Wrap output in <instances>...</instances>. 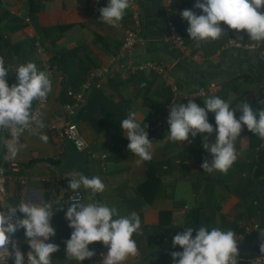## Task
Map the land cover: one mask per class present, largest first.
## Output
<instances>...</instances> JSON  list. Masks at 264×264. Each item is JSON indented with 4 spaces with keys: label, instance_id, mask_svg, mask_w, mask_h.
I'll return each instance as SVG.
<instances>
[{
    "label": "crops",
    "instance_id": "0c3cea01",
    "mask_svg": "<svg viewBox=\"0 0 264 264\" xmlns=\"http://www.w3.org/2000/svg\"><path fill=\"white\" fill-rule=\"evenodd\" d=\"M107 2L103 0L100 8ZM168 3L172 19L187 42V52L183 54L178 53L169 38L165 11ZM195 3L196 0H133L118 26L113 27L91 15L92 0H0V56L6 66H12V76L18 65L29 61L45 71L34 47V38L40 36L63 78L60 81L55 76L42 111L45 127L41 133L48 136L47 143L30 131L24 133L20 140L24 147L14 160L17 170H8L6 182L7 200L12 207L21 202L60 200L63 207L51 221L56 235L46 241L59 245V250L51 254L52 264H102L99 253L105 255L108 248L103 242H93L89 245L95 251L91 259L80 262L67 258L65 241L70 239L72 229L65 218L71 205L66 196L72 191L68 181L75 174L57 170L66 155L63 124L52 131L49 122L57 114L68 116L65 105L73 103L74 95L82 92L89 72L108 65L111 56L119 52L124 31L137 26L144 44L136 47L130 60L162 63L178 86L177 94L162 73L116 69L103 79L102 87L94 88L99 90L91 91L89 105L91 92L87 94L85 104L72 118L89 142V175L99 176L106 186L93 199L115 206L120 215L135 212L140 217V234L133 236L138 254L124 264H169L171 255L167 253L163 260L161 256L168 250H183L179 245L173 247L172 241L187 227H192L193 233L201 226L209 230L219 227L233 230L237 237H246L252 231L245 235L246 228L257 223L258 231L264 235V139L242 125L235 142L237 160L226 174L217 170L208 173L201 167L205 160H212L211 153L202 146L208 134L198 133L194 138L189 136V141L173 142L167 139L168 123L160 125L166 120L170 103L187 104L189 99L205 107L204 100L219 96L230 101L233 108L247 102L254 112L264 109V80L259 82L257 78L264 74L263 42L251 49L227 47L233 39L245 44L256 42L248 39L246 30L237 32L221 22L227 33L197 47L187 32L188 22L180 15L185 9L202 14ZM26 16L30 22H25ZM25 40L32 43L15 53L12 45ZM6 79L9 86L18 83L10 74ZM201 87H214L217 91L202 96L198 94ZM129 112H135L141 126L147 124L145 130L156 138L152 140L150 161L138 163L140 158L127 149L129 141L120 121ZM235 115L239 119L242 112L237 109ZM208 120L215 127L214 113H208ZM155 129L157 133L151 132ZM6 139L8 135L0 132V162ZM214 139L215 132L208 136L209 142ZM80 190L85 194L82 202H88L90 190L83 186ZM16 216L23 218L19 210ZM12 237L19 241L26 256L30 245L25 241L24 229H18ZM246 260L247 264H264V253L250 255ZM237 261L239 264L238 257Z\"/></svg>",
    "mask_w": 264,
    "mask_h": 264
},
{
    "label": "clouds",
    "instance_id": "9594fccd",
    "mask_svg": "<svg viewBox=\"0 0 264 264\" xmlns=\"http://www.w3.org/2000/svg\"><path fill=\"white\" fill-rule=\"evenodd\" d=\"M132 2L108 0L107 5L99 9L100 19L113 27L118 26L126 10L132 7ZM194 7L202 10V14L185 9L180 15L188 22L187 32L197 47L201 42L218 40L227 33L221 22L237 32L246 30L248 39L257 44L264 42V0H196ZM11 72L12 66H6L4 57L0 56V129H6L10 134L5 146L7 158L14 161L24 147L19 137L25 129L32 135H38L42 142L48 141V136L41 133L45 127L42 113L33 112L32 105L35 100L46 99L52 91V81L46 71L38 70L31 61L15 68L18 83L9 86L6 77ZM204 103L205 107L191 99L187 104L174 102L167 121V139L183 142L189 141V136L194 138L198 133H207L202 146L211 153L212 160H205L201 167L208 173L217 170L226 174L238 158L235 142L243 130L242 125L264 139V109L254 112L247 102H240L233 108L230 101L219 96H211ZM237 109L242 112L239 119L235 115ZM209 112L214 113L215 127L208 120ZM120 124L129 141L127 149L140 158L137 162L150 161L153 144L145 130L148 125L142 127L135 112H129ZM214 132L215 139L209 142L208 136ZM68 186L73 191L83 186L90 190L91 195L88 202L72 201L65 213L72 229L70 239L65 241L67 258L80 262L91 259L95 251L90 250L89 245L93 242H103L108 248L102 264H124L129 257L136 256L138 246L133 236L140 234L141 230L138 214L120 215L115 206L95 201L93 197L106 187L99 176L88 177L77 172L70 177ZM62 207L58 198L54 201L21 202L14 207L0 203V264H6L9 257L14 264H52L51 254L59 250V245L46 241L56 235L51 221L54 213ZM17 210L23 218L16 216ZM21 228L24 229L25 241L30 245L26 256L19 247V241L12 239ZM193 230L187 227L173 237V247L179 245L183 249L171 253L173 264H238L240 240L233 230L213 227L209 231L201 226L195 229L194 237ZM261 252H264V244H261Z\"/></svg>",
    "mask_w": 264,
    "mask_h": 264
},
{
    "label": "built area",
    "instance_id": "2783aa9c",
    "mask_svg": "<svg viewBox=\"0 0 264 264\" xmlns=\"http://www.w3.org/2000/svg\"><path fill=\"white\" fill-rule=\"evenodd\" d=\"M170 2V1H169ZM103 3V0H92V6H91V15L100 19V13L99 9L101 4ZM166 15L167 18V27L169 31V38L174 45L175 49L178 51V53H186L187 52V43L184 39L183 35L181 34L180 30L178 29L177 25L172 19V10L171 6L168 3L166 9ZM136 22H139L137 19V15L135 16ZM25 22H30V17L26 16L24 17ZM104 22V21H103ZM229 44L227 47L231 46H237L242 48H257L260 46V43H242L240 41H237L235 39L230 40L228 42ZM144 44V40L142 37V34L140 32L139 26L137 28L132 29H126L124 31V36L122 39V43L119 49V52L113 56H111L108 65H102L98 68H95L89 72V76L86 79V81L83 83L82 92L74 95V102L68 103L65 105V110L67 112V117H64L62 114H57L52 120L49 122V127L52 131L57 130L60 126V124H63L62 129V137H68L73 141L76 148L80 151L86 152L89 148V142L85 139L83 136L81 129L79 125L73 121V117H75L79 111L81 110V107L83 104H85L86 96L89 94L94 88H100L102 87V82L105 77L112 74L116 69H128L131 71H147V70H153L159 73L164 74L168 77L170 80L172 89L175 94H177L178 86L172 77L170 73H168L166 67L162 63L154 62V61H142V62H135L133 60H130L129 56L135 51L136 47L139 45ZM34 47L37 55L39 56L41 64L44 66V70L49 74L50 79L52 81V85L54 83V78L56 75H60V69L59 66L54 63L52 59V53L47 45L46 42L42 41L41 37H35L34 38ZM59 80L62 81V76H59ZM217 91V88L214 87H201L198 89V94L202 96H208L212 95ZM50 94V93H49ZM49 94L47 95L46 99L43 101L36 100V103L33 107V112L36 113H42L43 107L45 103L48 101ZM174 102L170 103L167 109V117L164 122H161V124L168 121L170 108ZM27 129H25L22 133V136L24 133H26ZM0 132H3L8 135V139H10V134L8 133V130L6 129H0ZM21 137H19V142L21 140ZM150 140H155V136L150 135L148 133ZM8 157V151L7 148L5 149L3 160L0 164V203L6 204L9 207L11 206V203L7 200L8 199V192L6 187L7 177H8V170H17V164L7 158ZM106 157V156H104ZM24 182V181H22ZM85 194L82 190L78 189L75 191H69L66 196V202L68 204H71L72 201H75L77 199H80L81 202L84 201ZM5 212H7V208L4 209ZM251 230H260L259 225L257 223L252 224L251 226H248L246 228V233H249ZM195 236V235H194ZM193 236V237H194ZM238 238L241 240L244 239V235H239ZM13 239V237H12ZM11 245H9V251H11ZM99 256L103 259L104 254L102 252L99 253ZM6 264H14L13 259L11 257L6 259Z\"/></svg>",
    "mask_w": 264,
    "mask_h": 264
},
{
    "label": "water",
    "instance_id": "95a60500",
    "mask_svg": "<svg viewBox=\"0 0 264 264\" xmlns=\"http://www.w3.org/2000/svg\"><path fill=\"white\" fill-rule=\"evenodd\" d=\"M64 144L66 155L57 170L61 173H74L75 175L80 172L90 177L89 159L86 152L78 150L68 137H65ZM261 244H264V235L258 230H252L242 241L238 242L239 255L264 253L261 252Z\"/></svg>",
    "mask_w": 264,
    "mask_h": 264
},
{
    "label": "trees",
    "instance_id": "16d2710c",
    "mask_svg": "<svg viewBox=\"0 0 264 264\" xmlns=\"http://www.w3.org/2000/svg\"><path fill=\"white\" fill-rule=\"evenodd\" d=\"M30 43H32L31 40H25V41H23L22 43L14 44V45H12V47H13V51H14L15 53H17V51H18L21 47H23L24 45L29 46ZM186 43H187V42H186ZM263 44H264V42H263L261 45L263 46ZM9 74L11 75L12 78H16V79H17L16 74H15L14 77L12 76V72L9 73ZM257 78H258L259 82H260L261 80H264V74H261V75L257 76ZM66 88H67V87H66ZM96 90H99V89H94L93 92H95ZM261 90L264 92V84L261 86ZM93 92H91V93L89 94L88 98H87V100H88V105L92 102L91 99H90V97L92 96V93H93ZM64 93H65V94L67 93V95H70V94H68V92H66L65 90H64ZM35 103H36V100L33 101L32 108L34 107ZM76 116H77V115H76ZM73 121L76 122L75 120H73ZM76 123H77V122H76ZM151 132H155V133H157V132H158V129H157V130L155 129L154 131H151ZM3 155H4V153H3ZM105 156H106V155H105ZM104 158H105V157H104ZM2 160H3V156H2L1 162H2ZM1 162H0V164H1ZM46 201H49V200L46 199ZM251 202L253 203V201H251ZM158 228L161 229V226H158ZM197 229H198V228H197ZM208 230H209V229H208ZM209 231H210V230H209ZM195 234H196V230L194 231L193 236H194ZM172 252H173V250H168V251H166V254H164L163 256H161L162 260H163V258H164L165 256L168 255L167 253H169V254L171 255ZM248 257H250V254L238 255L239 264H247V262H245V261H247L246 259H247ZM169 258H170V257H169ZM167 262H169V264H173L172 256H171V258H170Z\"/></svg>",
    "mask_w": 264,
    "mask_h": 264
}]
</instances>
